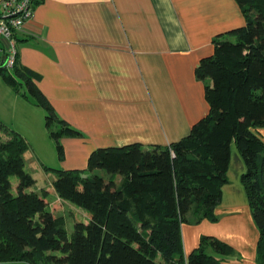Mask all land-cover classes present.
I'll return each mask as SVG.
<instances>
[{"label":"trees","instance_id":"obj_1","mask_svg":"<svg viewBox=\"0 0 264 264\" xmlns=\"http://www.w3.org/2000/svg\"><path fill=\"white\" fill-rule=\"evenodd\" d=\"M234 1L245 24L216 37L213 54L196 66L195 77L209 81V110L186 137L168 146L98 148L83 171L44 167L55 174L51 192L86 214L70 236L47 203L49 191L33 190L28 142L0 121V264H221L234 252L211 236L185 258L181 226L217 220L232 144L245 165L240 180L259 232L257 264H264V144L252 133L264 127V0ZM15 60L11 70L0 64V78L44 110L61 161L60 139L81 135L56 116L35 85L40 76Z\"/></svg>","mask_w":264,"mask_h":264},{"label":"crops","instance_id":"obj_2","mask_svg":"<svg viewBox=\"0 0 264 264\" xmlns=\"http://www.w3.org/2000/svg\"><path fill=\"white\" fill-rule=\"evenodd\" d=\"M244 24L234 0H42L15 35L17 61L40 76L38 90L81 136L60 139L58 160L43 110L0 78V121L22 126L30 149L37 142L45 152L28 149L25 170L83 171L98 148L168 146L183 139L209 110L203 96L209 81L195 77L196 66L213 54L216 37ZM0 40L1 64L9 44ZM252 133L264 144V127ZM244 172L231 146L217 220L181 226L185 258L201 236H211L234 252L221 264H257L259 232L240 180ZM48 178L46 187L35 180L33 190H48L60 214L69 203L51 192L55 177Z\"/></svg>","mask_w":264,"mask_h":264},{"label":"built area","instance_id":"obj_3","mask_svg":"<svg viewBox=\"0 0 264 264\" xmlns=\"http://www.w3.org/2000/svg\"><path fill=\"white\" fill-rule=\"evenodd\" d=\"M42 0H1L0 1V38L8 42L4 52L3 65L11 70L15 64L16 43L14 34L30 20L33 7Z\"/></svg>","mask_w":264,"mask_h":264},{"label":"rangeland","instance_id":"obj_4","mask_svg":"<svg viewBox=\"0 0 264 264\" xmlns=\"http://www.w3.org/2000/svg\"><path fill=\"white\" fill-rule=\"evenodd\" d=\"M0 41L3 42L2 40H0ZM40 112H43V114H44V116H43V126L45 127V112H44V110L43 111H40ZM7 127H9V126H7ZM9 128L12 129L13 131L19 133L23 137V135L21 134V133H23V127L22 126H12V127L10 126ZM25 129H29V127L25 128ZM49 139H50V141H53L50 138V136H49ZM31 145L33 147L32 150H35L36 153L39 154L40 152H42V153L45 154L44 151L37 150L38 149L37 142L31 143ZM231 146H235V145L232 144ZM54 147H55V144H54ZM29 149H30V146H29ZM55 154L57 156L56 149H55ZM27 167H28L29 170H25V171L27 173H29L35 180H37L38 186H43L44 185L46 187L47 184H48V182H47V179H49L48 177H51V176L55 177V174H53L51 172L50 173H48V172H45L44 173L42 171L40 172L39 170L35 169L32 166H27ZM35 171H38V172H35ZM36 173H38V174H36ZM94 174L101 175V176L104 175V173L102 171H95ZM86 176H90V175H88V173H86ZM13 183H16V180L15 179H13ZM46 200H47V203L50 206L55 205V203H54V197L53 196L48 195L47 198H46ZM69 205L72 206V208L69 207ZM84 213L85 212L82 209H79V208H77V207H75V206H73L71 204H68L67 207H63L62 206L60 208V214L56 213V215L57 216H63L65 218V220H66V230H67V234H68V236H70L72 234L73 225H74L75 221L76 222H80V223H85V224L87 223L86 215H84ZM4 264H27V263H19V262H17V263H4Z\"/></svg>","mask_w":264,"mask_h":264}]
</instances>
